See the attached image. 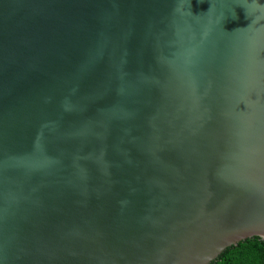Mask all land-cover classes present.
Listing matches in <instances>:
<instances>
[{"label": "water", "instance_id": "1", "mask_svg": "<svg viewBox=\"0 0 264 264\" xmlns=\"http://www.w3.org/2000/svg\"><path fill=\"white\" fill-rule=\"evenodd\" d=\"M264 242V0H0V264H210Z\"/></svg>", "mask_w": 264, "mask_h": 264}, {"label": "trees", "instance_id": "2", "mask_svg": "<svg viewBox=\"0 0 264 264\" xmlns=\"http://www.w3.org/2000/svg\"><path fill=\"white\" fill-rule=\"evenodd\" d=\"M210 264H264V242L250 238L226 248Z\"/></svg>", "mask_w": 264, "mask_h": 264}]
</instances>
